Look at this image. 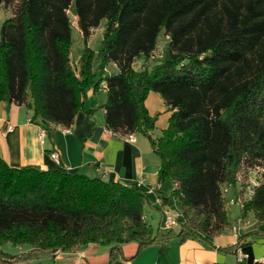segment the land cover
<instances>
[{"label": "trees", "instance_id": "obj_1", "mask_svg": "<svg viewBox=\"0 0 264 264\" xmlns=\"http://www.w3.org/2000/svg\"><path fill=\"white\" fill-rule=\"evenodd\" d=\"M14 10L0 31V102L25 105L31 122L51 133L83 111L93 123L99 108L88 93L106 82V127L149 137L161 160L159 181L172 192L182 217L153 233L144 218L147 197L133 186L101 177L12 167L0 158V262L5 243L72 250L218 236L232 229L224 184L245 185L250 168L264 166V0H0ZM74 6L85 43L71 58ZM104 21L97 52L88 41ZM161 34L169 38L149 67ZM143 59L140 69L134 67ZM114 63L117 71L106 67ZM158 92L172 111L153 138L155 117L145 106ZM242 216L264 223V181ZM238 219V220H239ZM252 234H263L258 229ZM249 235V234H247ZM245 238L239 235L234 248ZM115 248V247H114Z\"/></svg>", "mask_w": 264, "mask_h": 264}, {"label": "crops", "instance_id": "obj_2", "mask_svg": "<svg viewBox=\"0 0 264 264\" xmlns=\"http://www.w3.org/2000/svg\"><path fill=\"white\" fill-rule=\"evenodd\" d=\"M72 38L71 35V42ZM91 49L98 51L93 47ZM71 52L79 54L80 58L84 48L80 44L74 49L71 47ZM79 58L73 61L78 62ZM138 60L134 64L136 69L142 68L143 59ZM111 64L114 69L108 70L109 73L116 72V64ZM106 98L104 87L91 90L86 106L88 109L92 105L99 107L93 113V123L85 112L80 111L69 132L64 131V126L57 125L50 134H43V128L31 122V111L25 105L1 101L0 158L12 167L37 165L133 186L148 199L144 209L147 223L146 213L150 214V211L146 209L156 212L154 223L157 227L154 229L149 225L153 233L158 229L165 231L162 207L171 210L178 218L182 217L179 203L172 194L175 183L170 179L162 183L159 181L161 160L153 152L148 136L134 133L135 139L130 141L125 135L111 134L106 127L105 110L102 108ZM145 106L149 114L155 117V127L150 135L157 138L167 128L172 111L155 91L148 93ZM54 154L58 157H54ZM158 199L162 200V207ZM227 212L232 229L207 239L183 240L174 237L165 243L153 242L142 248L137 241L116 246L90 243L72 250L56 251L39 250L28 244L13 246L7 243L2 249L10 257L4 261L8 264H79L83 261L87 264H264V235L252 234L264 229V223L256 219L254 223L242 225V220L235 222L228 209ZM174 229L178 230L179 227ZM239 235L245 238L237 249L234 245Z\"/></svg>", "mask_w": 264, "mask_h": 264}, {"label": "rangeland", "instance_id": "obj_3", "mask_svg": "<svg viewBox=\"0 0 264 264\" xmlns=\"http://www.w3.org/2000/svg\"><path fill=\"white\" fill-rule=\"evenodd\" d=\"M13 12H14V10L11 6L6 7L5 5H0V31H1L2 25L5 22V20L7 18L11 17ZM69 15H70V18L72 21V36H73L72 42H71V47L74 49L76 46H78V45L80 46V44H81L82 47L85 49V43H84V41L82 39V35L78 29L77 21L75 20V8H74V6H72L70 8ZM103 28H104V21L100 24V26L97 29H95L94 33L89 38V41L87 44L88 47H90V48L93 47L94 49L99 50V48L101 46L102 39H103ZM0 40H1V37H0ZM168 41H169V38L167 36H165L164 34L160 35L159 40H158V48L156 50V53H155L154 57H152L147 63V65L149 67L154 66L158 62V60L162 57L163 51L165 50V47L167 46ZM71 58L77 59V58H79V54L77 55V54L71 52ZM136 61L138 62L139 60H136ZM143 62L141 64V67L143 66ZM75 63H77V61H75ZM113 69H114V67L112 66L111 63L108 65V67H106L107 71L108 70L112 71ZM100 88H102V87H100ZM254 175H258V172H256ZM240 187L241 186L238 183H237V187L232 185V187H230L229 191L225 194V201H226L227 209L229 210L230 215H232L231 218L234 219L235 222L242 216L241 204L239 202L230 204V199H232V198L236 199L238 197V192H239ZM147 210L150 211V214L146 213L147 219H148V224L150 226H152V228L155 229L157 227V225H155V223H154L155 219H156V217L154 216V213H156V212H154L150 209H146V211ZM155 211H157V210H155ZM254 222H256V218L254 217V214L252 212H250L248 214L247 218L241 221V224L245 225V224H250V223H254ZM5 244H7V243H5ZM13 246H18V245H13Z\"/></svg>", "mask_w": 264, "mask_h": 264}, {"label": "built area", "instance_id": "obj_4", "mask_svg": "<svg viewBox=\"0 0 264 264\" xmlns=\"http://www.w3.org/2000/svg\"><path fill=\"white\" fill-rule=\"evenodd\" d=\"M101 87L106 88V82L103 81L101 83ZM64 131L69 132L70 126L65 127ZM42 133L44 134L45 131L43 130ZM111 134L117 135V133L112 132V131H111ZM125 136L130 141H134V139H135L134 133H130V134H127ZM54 157L57 158L58 156L56 154H54ZM256 172H258V175H254ZM263 181H264V166L263 165H257L253 168H250L248 170V173H247V179H246L245 185H243V186L241 185L239 192H238V197L236 199H233V198L230 199V203L233 204V203L239 202L242 205L245 201L251 200L255 195L256 189L262 184ZM230 187H232V184H224L222 186V194H223L224 198H225V194L229 191ZM151 190H153V189H151ZM157 201L160 204V206L162 207V204H163L162 200L158 199ZM162 210H163V227H164V229H171V228L177 227L178 226V221H177L178 216L173 214L171 212V210H168L166 208L162 207ZM233 230L236 231L237 228H233ZM241 256L242 255L240 253L239 258H241ZM263 261H264V257H263ZM0 264H8V263L5 261H1ZM79 264H87V263L85 261H83Z\"/></svg>", "mask_w": 264, "mask_h": 264}]
</instances>
